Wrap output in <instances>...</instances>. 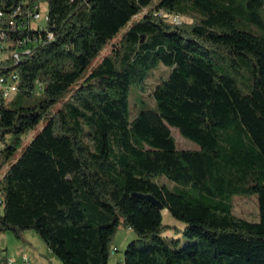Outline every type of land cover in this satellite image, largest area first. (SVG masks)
I'll return each instance as SVG.
<instances>
[{
    "label": "trees",
    "instance_id": "obj_1",
    "mask_svg": "<svg viewBox=\"0 0 264 264\" xmlns=\"http://www.w3.org/2000/svg\"><path fill=\"white\" fill-rule=\"evenodd\" d=\"M35 5L48 20L28 31L54 36L16 64L0 61V75L15 71L16 91L31 99L0 100V170L45 122L0 176V234L33 229L61 264H110L125 225L135 237L117 264H264V0H0L10 48L21 35L8 31L13 10ZM161 64L170 71L150 89L155 108L130 118V83L142 89ZM172 129L198 147H179ZM138 194L183 226L164 224ZM252 195L258 220L235 216L234 197Z\"/></svg>",
    "mask_w": 264,
    "mask_h": 264
},
{
    "label": "rangeland",
    "instance_id": "obj_2",
    "mask_svg": "<svg viewBox=\"0 0 264 264\" xmlns=\"http://www.w3.org/2000/svg\"><path fill=\"white\" fill-rule=\"evenodd\" d=\"M45 6H43V9ZM42 9V11H43ZM41 11V12H42ZM136 20V18L130 19L126 24H124L119 31L113 36L111 42L106 43L90 60L86 68L83 70L82 74L76 79V81L71 85V88L77 87L86 77V75L98 64V62L109 53L110 49L122 36L123 32L128 29V27ZM181 21H184V17L181 16ZM36 24L43 26L45 22L43 20L37 21ZM8 54V51H5L2 56H0V61ZM169 67L161 64L157 70L153 71V74L148 78L143 88L135 86L133 83H130L129 89V109H130V118L134 116L137 110L140 109H154L155 103L151 98V88L155 83L159 82L161 79L165 78L169 73ZM70 91L61 99H59L53 106L52 110H56L62 107L67 97H69ZM0 95V100H1ZM31 99L20 96L16 92H12L8 97L3 98V104L5 107H14L21 103H28ZM45 122V118L42 119L26 136L22 138L21 144L16 152L10 157L7 163L0 170V176L3 172L13 163L21 154L25 146L30 142L31 138L42 128ZM238 120H234L232 123H237ZM172 132L176 138L177 144L179 147L183 148H197L198 144L188 138H185L179 134L175 129H172ZM156 181L159 184L166 185L169 189L175 187L179 184L173 180L168 179L164 175H159L156 177ZM233 214L237 217H243L250 221L258 220V203L256 195L247 196V197H234L233 199ZM162 221L164 224H170L176 227H182L183 223L175 219L166 208L162 209ZM168 236H176L177 234L174 231L165 232ZM135 237L134 232L125 225H120L112 239V247H115L117 250L110 254L109 263L117 264L122 262L124 259V249L128 242ZM180 244H183L185 241L183 237L180 236ZM26 255L29 259L30 264H61V262L49 251L46 244L42 241L40 236L33 229L25 230L21 236L14 234L12 230H7L0 234V258H9L15 259L16 264H25L22 260V256Z\"/></svg>",
    "mask_w": 264,
    "mask_h": 264
},
{
    "label": "built area",
    "instance_id": "obj_3",
    "mask_svg": "<svg viewBox=\"0 0 264 264\" xmlns=\"http://www.w3.org/2000/svg\"><path fill=\"white\" fill-rule=\"evenodd\" d=\"M40 6H32L25 7L23 10L20 6H17L12 14L15 13L19 14V21L14 22L11 21L10 24H8V31H16L20 30V36L16 37L12 44L13 48L9 47V43L6 42L5 36L6 31L0 30V56L3 55L5 51H8V54L5 56L11 57L14 61V64L18 62L19 56L22 52L28 53L32 50L33 47L37 46L39 43L48 41L53 38L54 33L51 31H46L45 38L42 39L41 35L34 36L33 33L28 31V29H34L37 30H43V26H40L39 24H36L37 21L43 20L46 22L48 20V15L46 13V10L43 9ZM156 14H161V10H158L155 12ZM3 14L0 11V19L2 18ZM172 20L176 23L181 22V16L179 14H175L172 16ZM23 30H26L27 32H23ZM40 33V32H39ZM4 57V58H5ZM18 74L15 71H11L7 73V75H0V95L1 97H8L12 92H16L18 88ZM4 207V200L3 196L0 193V213L2 212ZM116 248L114 247L112 249V253H114ZM22 260L25 264H30L28 257L24 254L22 256ZM17 261L15 259H9L7 258L5 262H0V264H16Z\"/></svg>",
    "mask_w": 264,
    "mask_h": 264
},
{
    "label": "water",
    "instance_id": "obj_4",
    "mask_svg": "<svg viewBox=\"0 0 264 264\" xmlns=\"http://www.w3.org/2000/svg\"><path fill=\"white\" fill-rule=\"evenodd\" d=\"M144 38H142V41H143ZM138 196L140 197H143V198H146L148 200H150L152 203H154L160 210L164 208V205L158 201L157 199H155L152 195H149V194H146V195H141V194H138Z\"/></svg>",
    "mask_w": 264,
    "mask_h": 264
}]
</instances>
